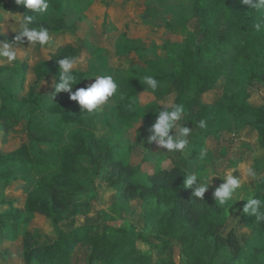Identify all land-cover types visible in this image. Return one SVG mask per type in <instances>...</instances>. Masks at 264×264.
<instances>
[{
    "label": "trees",
    "instance_id": "trees-1",
    "mask_svg": "<svg viewBox=\"0 0 264 264\" xmlns=\"http://www.w3.org/2000/svg\"><path fill=\"white\" fill-rule=\"evenodd\" d=\"M105 2L115 0H104ZM165 1V0H158ZM193 14L187 24L194 29L190 42L163 44L164 59L150 62L154 74L139 70L135 65L120 69L114 79L118 84L113 97V110L117 121L127 125L133 119L155 122L163 102L173 97L167 106H184L185 112L177 122L192 128L189 143L183 152H167L157 147L150 151L149 158L157 157L152 173L142 165L131 161V145L120 140L99 137L90 129L99 113H82L77 102L67 92L55 93L58 82V60L64 57L81 56V48L74 41H66L49 49L47 57L31 66L26 60L0 68V133L2 141L15 140L22 136L16 148L0 150V180L5 189L16 180V170L22 166L26 173H34L40 179L32 192L22 198L4 196L8 205L0 212V237L9 241L23 238V257L26 264H75L74 256L80 245L89 247L86 255L88 264L100 262L113 264L123 253L128 238L134 235L149 248L131 245L123 255V264H167L165 259L174 250L180 260L171 264H264V245L249 250L239 247L233 230L228 235L222 228L229 221L228 209L238 205L242 208L243 223L264 238V221L243 213L246 201L236 204L235 199L223 206L216 203L213 195L205 194L203 199L194 196V187L185 186V175L194 172L190 156L185 151L191 146L203 148L207 140L222 131L237 132L245 127L253 128L258 135L259 147L264 149V104H253L251 92L237 100L231 92L243 82L264 84V27L255 29L257 23L264 25V11H256L242 5L240 0H193ZM49 8L44 13H30L24 5L23 15H33L30 27L44 28L55 34L72 33L60 13L62 0H48ZM2 14H0V21ZM129 38H127L128 41ZM0 41L3 39L0 37ZM89 49V47H88ZM92 51V47L90 46ZM89 50V52H90ZM139 47L123 45L119 52L141 58ZM93 52V51H92ZM90 56L93 55L91 52ZM32 71L34 81L27 86L28 74ZM76 83L73 91L87 87L85 78L93 71L73 69ZM153 76L159 81V88L153 92L140 80ZM47 90L43 87L47 82ZM221 87L218 101L208 103L203 97L215 88ZM53 94L56 101L48 107L41 104L40 97ZM154 99L143 102V94ZM166 107V106H165ZM205 120L207 127L200 129L194 122ZM22 124L23 133L14 134ZM142 139L147 141L148 129ZM176 129L170 134L175 135ZM48 144V149L42 147ZM154 144V143H153ZM155 145V144H154ZM89 157L97 174L106 171L108 185L115 187L127 203L131 200H148L155 197L165 214L159 219V235L156 241L136 227L109 226L101 229L98 222L87 221L77 225L74 221L80 214L77 198L84 191L79 180V160ZM170 162L171 168H164ZM6 192V191H5ZM96 191H91V198ZM245 197L264 200V183H259ZM37 215L51 219L56 238L41 243L32 229ZM116 231L118 236L111 233Z\"/></svg>",
    "mask_w": 264,
    "mask_h": 264
},
{
    "label": "rangeland",
    "instance_id": "rangeland-1",
    "mask_svg": "<svg viewBox=\"0 0 264 264\" xmlns=\"http://www.w3.org/2000/svg\"><path fill=\"white\" fill-rule=\"evenodd\" d=\"M61 14L70 26L72 33L55 34L49 32V44L41 47L25 42L21 45L15 41L18 34L16 31L21 19V6L15 0H0V37L3 41L11 43L18 48L17 59L9 63L6 59H0L1 64L10 66L21 64L26 60L31 66L47 57L49 49L56 48L66 41H74L81 48V56L74 67L80 70H92L87 76L85 83L88 86L97 75H118L120 69L135 65L139 70L153 75L155 72L150 62L159 63L165 57L163 44L167 41L175 43L190 42L194 39V29L187 24V20L193 14V0H115L114 2L104 0H62ZM20 15V16H19ZM127 38L128 41H127ZM128 45L141 49V58L119 52L120 47ZM92 47V51L90 50ZM89 47V49H88ZM93 54L90 56V52ZM32 71L28 74L29 86L34 80ZM51 81L43 87L47 90ZM221 87L204 95L203 101L212 103L218 101L221 95ZM231 92L237 100H241L248 92H251L253 104H264V84L259 82H243L232 88ZM143 102L154 99L153 95L143 94ZM41 104L48 107L56 101L53 94H45L40 97ZM173 97L163 102L164 106H170ZM116 111L113 110V97L96 111L99 113L93 120L90 129L99 137L111 140H120L124 145H131V161L135 165H142L145 171L153 172V164L157 157L149 158L150 151H157L158 146L148 144L142 139L144 132L150 126L151 120L142 118L133 119L127 125L117 121ZM25 125L22 124L14 134L23 133ZM22 136L14 140L2 141L0 133V150H12L18 145ZM48 149V144H43ZM201 149H207V154L201 158ZM190 156L192 168L198 175H203L206 182L211 183L205 194L213 195L215 189L224 183L223 177L232 174L242 178L239 196L234 197L236 204L241 201L239 197H245L259 184L251 181L246 175L248 167L254 168L258 173L264 175V149L259 147L257 132L251 127H245L237 132L222 131L210 137L203 148L191 146L185 151ZM173 164L164 162V168H171ZM79 180L84 185V191L77 198L80 214L75 218L77 225L85 224L87 221L98 222L102 230L109 226L131 227L134 226L139 232L144 233L156 241L159 235V219L165 214L166 208L156 201L155 197L149 196L148 200L135 199L127 203L123 200L121 193L108 185L104 176L106 171L97 174L95 167L89 157L83 156L78 163ZM16 180L5 189L3 180H0V212H5L8 205L3 199L7 197L22 198L25 192L35 190L39 177L34 173H26L22 166L16 170ZM212 176L213 180H211ZM96 191V197L91 198V191ZM6 191V192H5ZM242 208L238 205L229 207V221L222 228L226 236L233 230L239 247L250 249L253 246L264 245L263 236L253 229L247 227L241 219ZM32 229L37 240L41 243L52 242L56 238L54 226L51 219L37 215L33 220ZM112 235L118 236L117 232L111 230ZM22 232L17 240L9 241L0 237V264H26L23 257ZM131 245L147 250L149 245L138 241L131 235L123 253L119 254L113 264H123V255L127 253ZM138 245V246H137ZM139 249V248H138ZM89 247L80 245L74 256L75 264H88L86 255ZM181 256L174 250L165 259L167 264L178 262ZM93 264H102L95 262ZM237 264H248V261H240Z\"/></svg>",
    "mask_w": 264,
    "mask_h": 264
},
{
    "label": "clouds",
    "instance_id": "clouds-1",
    "mask_svg": "<svg viewBox=\"0 0 264 264\" xmlns=\"http://www.w3.org/2000/svg\"><path fill=\"white\" fill-rule=\"evenodd\" d=\"M18 5H24L30 13H44L49 8L48 0H15ZM242 5H247L248 8L256 11H264V0H240ZM20 16V15H19ZM21 19L16 21L18 24L16 31L18 34L15 41L23 44L25 39L33 45L41 47L49 44L50 35L47 29L30 27L33 22V15L20 16ZM264 27L261 23L255 25V29L260 31ZM18 48L11 43L0 41V59H6L9 63L17 59ZM78 61L76 57H64L58 60L59 74L58 82L54 85L55 93L67 92L70 94V99L78 103L82 113L92 114L105 105L110 98L114 97L118 91V84L112 75H97L94 76L93 82L87 87H81L73 91L76 83V76L73 72ZM141 83L147 85L153 92L159 88V81L153 76H145ZM185 109L181 104L175 105L171 110L164 106V110L159 111L155 122L148 129L147 137L148 144H156L160 148L166 149L167 152H183L189 143V137L193 129L182 126L177 129V122L181 120ZM195 126L200 129H205L207 123L201 119L194 122ZM173 129L177 132L175 135L170 134ZM207 154V149H201L200 157L203 158ZM246 175L251 178V181L256 183H264V175L258 173L254 168L248 167ZM212 176L211 180H213ZM242 178H237L232 174L223 177L224 183L220 184L213 193L216 203L223 206L239 196L241 189ZM211 183L206 182L203 175H198L196 172H190L185 175V186L193 188L194 196L203 199L208 191ZM246 201L243 207V213L254 216L257 221H264V200L257 197H239L238 201Z\"/></svg>",
    "mask_w": 264,
    "mask_h": 264
}]
</instances>
